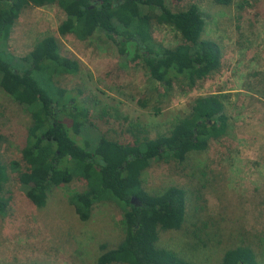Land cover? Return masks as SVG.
Returning <instances> with one entry per match:
<instances>
[{
  "label": "rangeland",
  "instance_id": "rangeland-1",
  "mask_svg": "<svg viewBox=\"0 0 264 264\" xmlns=\"http://www.w3.org/2000/svg\"><path fill=\"white\" fill-rule=\"evenodd\" d=\"M242 1L228 6L213 0L170 1L172 10L200 6L206 18L203 39L218 42L222 58L220 67L196 86L176 82L170 97L160 101L164 89L149 79L143 59L121 57L105 33L95 31L86 40L59 33L70 9L22 3L7 42L12 54L25 57L40 39L53 35L62 54L79 61V73L55 80L88 114L78 137L98 152L104 138L127 142L139 129L152 138L168 133L199 95H228L225 110L234 126L229 136L191 152L184 163L154 161L143 174L150 192L172 186L185 191L183 226L161 230L157 243L196 264H218L227 248L264 236V0H248L244 8L238 6ZM153 36L167 48L180 40L165 25H155ZM32 118L0 86V159L18 162L21 170L11 171L0 187V264H97L101 244L122 240L123 213L116 204L102 202L87 221L80 220L69 202L70 193L86 189L78 179L54 188L45 207L25 195L19 178L30 167L16 139Z\"/></svg>",
  "mask_w": 264,
  "mask_h": 264
},
{
  "label": "trees",
  "instance_id": "trees-1",
  "mask_svg": "<svg viewBox=\"0 0 264 264\" xmlns=\"http://www.w3.org/2000/svg\"><path fill=\"white\" fill-rule=\"evenodd\" d=\"M170 1L0 0V86L33 116L16 139L30 167L20 174L21 189L38 207H45L54 188L74 179L85 182L84 191L69 195L82 221L91 217L97 203L116 204L123 213L124 236L115 246L100 245L97 264H196L157 243L161 230L183 226L185 191L172 186L163 192H150L143 174L154 161L184 163L191 152L205 151L211 141L229 136L234 126L225 110L228 95H199L188 112L176 118L168 133L152 138L139 129L131 132L127 142L104 138L98 152L87 139L81 142L78 137L89 121L88 114L76 104L70 91H60L55 80L59 75L79 73V61L63 55L53 35L40 39L25 57L12 54L7 42L22 3L70 9L58 26L59 33L75 34L81 40L95 31L105 33L121 57L143 59L149 79L164 89L158 94L160 101L170 97L176 82L196 86L220 67L222 58L221 45L203 39L206 18L200 6L192 3L172 10ZM213 2L228 6L235 0ZM245 3L249 5L243 0L238 6L244 8ZM155 25L170 27L180 37L179 42L169 48L157 42L153 36ZM11 171L20 172V164L0 159V187L7 184ZM263 252L264 236H259L258 242L254 238L242 240L227 248L218 264H260Z\"/></svg>",
  "mask_w": 264,
  "mask_h": 264
},
{
  "label": "water",
  "instance_id": "water-1",
  "mask_svg": "<svg viewBox=\"0 0 264 264\" xmlns=\"http://www.w3.org/2000/svg\"><path fill=\"white\" fill-rule=\"evenodd\" d=\"M133 200H134V198H133Z\"/></svg>",
  "mask_w": 264,
  "mask_h": 264
}]
</instances>
